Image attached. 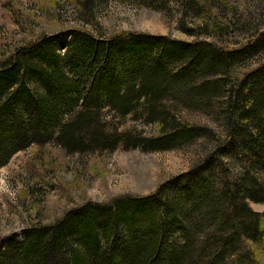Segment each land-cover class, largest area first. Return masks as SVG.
<instances>
[{
    "label": "trees",
    "instance_id": "1",
    "mask_svg": "<svg viewBox=\"0 0 264 264\" xmlns=\"http://www.w3.org/2000/svg\"><path fill=\"white\" fill-rule=\"evenodd\" d=\"M142 1L162 11L169 2ZM225 1L186 0L202 15ZM218 25L207 35H224ZM256 28L236 47L73 28L42 34L0 57V165L28 148L41 162L46 144L81 155L117 147L153 151L196 137L213 141L153 193L87 201L51 223L0 236V264H262L264 61L237 76L264 51V27ZM165 97L209 110L219 130L180 124ZM129 119L160 133L148 137ZM250 202L263 204V211ZM198 233L204 239L195 246Z\"/></svg>",
    "mask_w": 264,
    "mask_h": 264
},
{
    "label": "rangeland",
    "instance_id": "2",
    "mask_svg": "<svg viewBox=\"0 0 264 264\" xmlns=\"http://www.w3.org/2000/svg\"><path fill=\"white\" fill-rule=\"evenodd\" d=\"M143 2L93 0L84 6L85 0H0V57L42 34L73 28L105 37L144 33L187 42L205 38L236 47L250 38L257 25L264 27V0H226L224 6L219 4L212 11L206 10L211 15L207 12L202 15L196 3L186 0H169L165 11L144 5L148 1ZM214 23L219 24L224 35H207ZM262 61L264 51L240 66L237 76ZM164 101L168 109L177 113L180 124L187 122L219 130L209 110L188 108L182 99L165 97ZM126 124L141 129L148 137L160 133L156 125H146L140 119H129ZM212 142L210 136L196 137L175 147L153 151L117 147L112 151L95 150L81 155L46 144L40 151L41 162L33 160L31 148L16 151L0 165V236L18 234L29 224L51 223L66 210L87 201L104 203L118 196L153 193L161 182L188 170L212 147ZM249 206L263 211V204L250 202ZM196 221L200 226V220ZM201 238L199 233L195 235V246L204 239ZM239 251L244 253L242 249ZM226 261L227 258L223 260ZM260 261L264 264V254H260Z\"/></svg>",
    "mask_w": 264,
    "mask_h": 264
}]
</instances>
